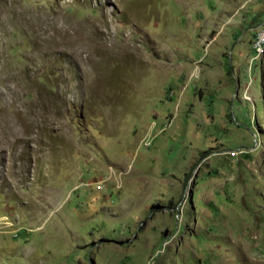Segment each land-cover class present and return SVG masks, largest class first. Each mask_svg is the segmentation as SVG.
<instances>
[{"label":"rangeland","instance_id":"374dc122","mask_svg":"<svg viewBox=\"0 0 264 264\" xmlns=\"http://www.w3.org/2000/svg\"><path fill=\"white\" fill-rule=\"evenodd\" d=\"M260 29L264 0H0V264H264Z\"/></svg>","mask_w":264,"mask_h":264},{"label":"built area","instance_id":"2783aa9c","mask_svg":"<svg viewBox=\"0 0 264 264\" xmlns=\"http://www.w3.org/2000/svg\"><path fill=\"white\" fill-rule=\"evenodd\" d=\"M252 46L257 54L262 52L264 49V29H260L256 32L252 41Z\"/></svg>","mask_w":264,"mask_h":264},{"label":"water","instance_id":"95a60500","mask_svg":"<svg viewBox=\"0 0 264 264\" xmlns=\"http://www.w3.org/2000/svg\"><path fill=\"white\" fill-rule=\"evenodd\" d=\"M229 60H230V56H229Z\"/></svg>","mask_w":264,"mask_h":264}]
</instances>
